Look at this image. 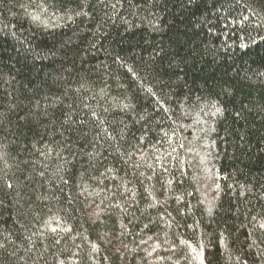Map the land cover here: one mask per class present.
I'll return each instance as SVG.
<instances>
[{"label": "trees", "instance_id": "trees-1", "mask_svg": "<svg viewBox=\"0 0 264 264\" xmlns=\"http://www.w3.org/2000/svg\"><path fill=\"white\" fill-rule=\"evenodd\" d=\"M0 264H264V0H0Z\"/></svg>", "mask_w": 264, "mask_h": 264}, {"label": "snow or ice", "instance_id": "snow-or-ice-1", "mask_svg": "<svg viewBox=\"0 0 264 264\" xmlns=\"http://www.w3.org/2000/svg\"><path fill=\"white\" fill-rule=\"evenodd\" d=\"M218 111H219V109H218ZM8 186H9V187H11V185H10V184H9Z\"/></svg>", "mask_w": 264, "mask_h": 264}, {"label": "rangeland", "instance_id": "rangeland-1", "mask_svg": "<svg viewBox=\"0 0 264 264\" xmlns=\"http://www.w3.org/2000/svg\"><path fill=\"white\" fill-rule=\"evenodd\" d=\"M214 187H216V186H214Z\"/></svg>", "mask_w": 264, "mask_h": 264}]
</instances>
